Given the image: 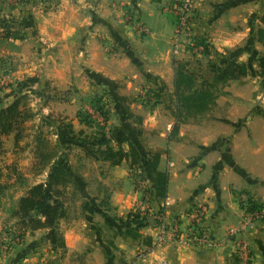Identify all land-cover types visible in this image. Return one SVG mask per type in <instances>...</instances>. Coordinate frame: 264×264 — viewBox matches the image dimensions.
<instances>
[{
	"label": "crops",
	"instance_id": "crops-1",
	"mask_svg": "<svg viewBox=\"0 0 264 264\" xmlns=\"http://www.w3.org/2000/svg\"><path fill=\"white\" fill-rule=\"evenodd\" d=\"M8 1L0 0V72L8 71L10 80L22 75L36 79L29 88L40 105L33 116L36 122L41 120L38 133L46 125L57 146L60 119L76 135L107 134L123 124L124 107L132 116L127 122L138 143L159 155L157 171L166 176V196L157 200L145 184L141 190L135 187L129 160L112 165L78 146H65V165L77 189L56 197L62 201L56 228L62 245H56L49 229L26 230L20 243L0 242V264H240L228 229L241 219L239 194L264 204V77L252 59L244 77L220 86L208 111L178 119L174 69L175 62L197 56L212 61L211 52L225 55L244 49L249 40L255 53L264 54V37L262 42L256 39V31L264 30L259 22L264 0H198L189 27L178 38L169 6L180 0ZM41 1L53 8L40 9ZM199 39L207 45V55L204 49L198 55L184 51L186 43ZM237 58L246 64L251 55L241 52ZM100 81L108 83L121 101L114 102L118 108L104 109L106 118L89 111L93 123L86 124L81 119L87 100L94 90L108 89ZM47 85L63 95L44 94L41 89ZM152 85L161 88V99L150 108L138 95ZM9 98L11 94L1 97L0 104ZM54 113H60L58 119L48 121L56 117ZM9 134L12 144L5 146L16 151L18 134ZM5 146L0 144V168L6 166L12 174L0 182V217L9 212L5 205L11 198L9 189L20 179L16 160L5 164ZM120 147L128 153V144ZM45 161L43 176L32 173L36 179L30 185L23 180L25 193L47 184L54 160ZM90 185L94 196L88 193ZM137 190L145 192L142 201ZM164 200L170 201L166 216L182 225L189 208L205 206L203 226L214 246L154 247L151 215ZM134 218L146 219L148 225L139 227ZM2 222L0 218V233ZM245 237L252 253L249 264H264V222Z\"/></svg>",
	"mask_w": 264,
	"mask_h": 264
},
{
	"label": "trees",
	"instance_id": "trees-1",
	"mask_svg": "<svg viewBox=\"0 0 264 264\" xmlns=\"http://www.w3.org/2000/svg\"><path fill=\"white\" fill-rule=\"evenodd\" d=\"M240 1L242 0H238V2ZM259 22L264 26V13L260 16ZM256 37L258 42H262L264 30L258 29L256 31ZM199 40L196 43L205 45L202 39ZM252 43L253 41L249 40L244 49H238L225 55L214 54L215 62H210L206 68V71L210 75L209 77H211V83L200 84L202 86H196L192 74L188 75L187 73L189 72L182 69V63L175 62L174 96L176 98V117L178 119L183 117V119L189 117L196 118L208 111L216 98L218 85L222 86L228 81L244 77L250 69L252 59L257 63L259 75L264 77V54L258 55L255 53L252 49ZM206 46H204V54L207 55L209 50H207ZM246 51H249L251 55L250 61L246 64L239 63L238 55ZM27 82L35 83L36 79L31 78ZM100 82L111 91L110 95L114 102L121 101L120 98L115 96L113 89L108 83L104 81ZM183 85L187 87V91L190 93L189 95L183 92ZM17 86L22 88L26 85L22 83ZM17 108L18 101H14L8 107L0 109V136L6 135L11 131L14 118L20 115L18 114ZM95 109L98 114L106 118V111L102 105L96 106ZM122 114L124 122L121 126L110 129L107 134L101 131L92 137L84 136L81 133L76 135L72 132L68 124L64 125L61 123L58 126L57 143L59 146H78L88 154L96 153L104 161H109L112 165H119L124 159L129 160V168L137 167L140 170L138 174L139 178L146 181L147 184H150V191L153 198L162 200L166 196V176L157 171L159 155L147 152L142 148L137 141L133 128L127 122V120L129 121L132 118L131 114L124 107L122 108ZM81 120L86 124L93 123L88 114L83 116ZM136 121L137 124L140 123V120ZM124 143L129 146L128 153H125L120 147ZM112 144L118 147L117 150L111 147ZM67 179L72 180L65 161L63 159L56 160L52 166L47 184L45 186L38 184L31 187L26 192V195L19 200L18 209L14 214L18 217V224L24 231L49 229L58 246L62 245L61 239L56 237V228L58 219L62 214V206L58 199H56L58 192L55 191V187L60 181ZM137 218H134L133 222L139 227L148 225L146 219L140 221Z\"/></svg>",
	"mask_w": 264,
	"mask_h": 264
},
{
	"label": "rangeland",
	"instance_id": "rangeland-1",
	"mask_svg": "<svg viewBox=\"0 0 264 264\" xmlns=\"http://www.w3.org/2000/svg\"><path fill=\"white\" fill-rule=\"evenodd\" d=\"M8 2H10L11 4L15 3L14 0H9ZM38 6L40 9H43V10L48 9L49 11L53 8V6L50 5L49 2L47 1L39 2ZM126 20L130 21V18L126 17ZM175 35H176V30H175ZM175 45H177V43ZM191 47L192 46H190L189 44L187 45L186 43L184 45V51L185 52L190 51ZM199 47L201 48V46ZM187 54L190 55V52ZM210 56H212L211 57L212 61L215 62L214 53L211 52ZM208 60L206 57L200 59V57L197 56L195 59L192 58V60L189 59L186 62L185 61L180 62L183 64L182 69L189 72L187 73L188 75L192 74V78L196 86H202L200 84L211 83V77H209L210 75L206 71V68L208 64L212 61L211 59H208ZM9 76L10 74H8V71L0 72V98L1 97L3 98L6 95H10V94L12 97L4 101L2 100L3 103L0 104V108L3 106H5V108L8 107L14 102V100L18 101L17 111H18V114L20 115L19 117L16 116L14 118V121L11 125V131L9 132L11 133L14 131L15 133L17 132L18 134L17 140L15 142L17 143L15 147L16 151H10L5 146L8 144H12V142H8V139H7L9 136H11L9 133L6 135L0 136V144L3 143L5 146L4 154H3L5 164L7 162H10V160L12 159L16 160V165H17V168L19 169L17 172L19 173L21 181L20 179L17 178L18 182H16L14 187L9 189V192H10L9 194H11V198L10 200H6L5 202L6 208L9 210V212H7L6 216L0 217L3 220L2 225H4V227H2V232L0 233V242H3L4 244H7L9 246H13L14 244L20 243L24 239L23 233L25 231L18 224V221H19L18 217L14 215L18 209L19 200L26 195V193L23 191L24 189L22 190V187L24 186L22 184L23 180L24 179L27 180L28 185H30L32 184L34 179H36V177L34 178L31 176L33 175L32 173H34L35 176L37 175L43 176L44 170L42 171L41 166L43 164V161L45 160H46L45 162H47L53 159L55 162L58 159H63L66 162L67 151L65 150H67V148L65 146L55 145V141H54L55 138L53 135H51V131H47L48 129L44 128L46 125H43L42 131L38 133V128L41 123V120L36 122L33 116H34V113L39 110L40 105L36 103L35 101L34 94L31 92L29 88V86L32 83L27 82L28 78L26 77V75H22L23 77L21 76L16 77V78L14 77V79L12 80L8 79ZM203 81L204 83H202ZM22 83L25 84L26 86L19 88L20 86H17V85L22 84ZM50 88L52 89L50 85L49 86L47 85L45 88H42L41 90L43 91L44 94H52L56 96H59L60 94L63 95L62 92H57V91L55 92L54 90H51ZM160 89H158L157 86H153V85L148 88H145L144 92L142 91V93L138 95V99H140L141 101V97L145 96L146 98L142 97L144 98V100L141 102H144V105L146 107L151 108L155 106L156 104H158V101H159L158 99H161V95H159ZM182 89L186 95L190 94L189 91H187L186 86L184 87L183 85ZM219 90H220V85H218L216 89L217 93L219 92ZM110 93L111 91H109L108 89H105L104 92L99 91V89H97V91L94 90L93 95H91V97L87 100L88 103L85 104V108L82 112V117L85 116L86 114H89V111L96 110L95 108L98 105H102L104 109L109 108L110 110H112L114 106L118 108L117 105L114 103V100H112L113 98L111 97ZM54 114L56 115V117L54 118L52 117L48 119V121H56L55 119H58L57 116L60 113H54ZM58 122L61 124L63 121L58 119ZM131 170L133 174V179L136 181L135 187L141 190L142 188L140 187L142 186V183L144 182L143 184L147 186L146 191L148 193L150 184H147L146 181L139 178L138 174L140 173V170L137 167H133ZM0 173L4 174L2 178L0 179V182H5L6 180H8L7 178H5V176H7L8 174H12V172L6 166L5 167L3 166L2 168H0ZM84 173H87V172H84ZM88 176L92 178V172L89 171ZM92 188L93 187L90 185L88 193L94 196L95 194H94V191H92ZM73 189L76 191L77 186L72 180H68V179L65 181H60L55 187V191L59 193L57 194V197H59L62 193H66V192H68L69 194V192ZM140 190H137V191L139 192V195H141L140 201H142V198H143L142 193H145V192H141ZM101 200L102 199H100V201ZM58 201L60 202V200ZM60 203L62 206V201ZM121 225H122V222L118 223V227ZM5 248L8 249V247H5ZM5 248H4V251H6Z\"/></svg>",
	"mask_w": 264,
	"mask_h": 264
},
{
	"label": "built area",
	"instance_id": "built-area-1",
	"mask_svg": "<svg viewBox=\"0 0 264 264\" xmlns=\"http://www.w3.org/2000/svg\"><path fill=\"white\" fill-rule=\"evenodd\" d=\"M14 1L15 3H24L26 0ZM197 2L198 0H180L178 3L170 4L169 9L173 12L177 20V38L189 27L191 15ZM190 46H192L190 51L197 55L204 49V46L198 43H191ZM199 46H201V48ZM142 97L146 98L145 96ZM142 97L141 101L144 100ZM141 187H144L143 183ZM237 200L241 209V219L234 228L228 229V236L234 244V255L239 260V263L249 264L252 253L250 252V247L245 235L248 231L252 230L257 223L264 222V204L256 203L255 200L245 193L239 194ZM169 206V200H164L159 210L151 215L154 224V247L174 244L197 249H211L214 246L213 238L203 226L206 214L205 206L196 205L189 208L186 214L187 222L184 225H182L178 219L168 218L166 216Z\"/></svg>",
	"mask_w": 264,
	"mask_h": 264
}]
</instances>
